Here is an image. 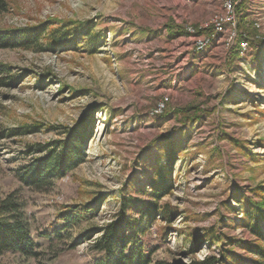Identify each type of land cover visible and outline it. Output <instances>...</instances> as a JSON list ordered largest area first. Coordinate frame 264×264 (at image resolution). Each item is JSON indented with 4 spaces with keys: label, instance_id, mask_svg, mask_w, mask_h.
Returning a JSON list of instances; mask_svg holds the SVG:
<instances>
[{
    "label": "rangeland",
    "instance_id": "obj_1",
    "mask_svg": "<svg viewBox=\"0 0 264 264\" xmlns=\"http://www.w3.org/2000/svg\"><path fill=\"white\" fill-rule=\"evenodd\" d=\"M7 4L1 31L84 24L97 47L55 48L44 39L29 50H0L5 80L19 81L0 87V132L40 126L0 141V219L23 221L31 240V254L7 251L0 264H95L103 256L93 234L118 219L125 201L135 220L142 214L134 203L157 206L140 236L154 262L192 264L227 250L238 260L225 264H252L256 257L243 245L258 238L243 213L262 201L264 187V0H240L237 41L229 49L213 45L200 59L188 29L209 35L222 0ZM76 129L86 141L77 168L49 189L25 186L19 175L44 155L35 149ZM170 153V187L157 200L149 181ZM85 209L92 212L79 223L60 220Z\"/></svg>",
    "mask_w": 264,
    "mask_h": 264
},
{
    "label": "trees",
    "instance_id": "obj_2",
    "mask_svg": "<svg viewBox=\"0 0 264 264\" xmlns=\"http://www.w3.org/2000/svg\"><path fill=\"white\" fill-rule=\"evenodd\" d=\"M7 6V0H0V11H7ZM237 13L240 14L241 12L237 10ZM64 29L61 27L52 29L51 25L44 24L29 29L0 30V50H29L39 47L42 41L46 39L53 47L56 46L55 48L62 45L79 47L81 44H86L89 52L96 53L97 36L92 34V26L68 23ZM243 39L244 36H240V45L243 43ZM8 72L9 70L5 67H0V87H16L18 85L17 79L5 80L4 77ZM79 130L73 131L68 140L36 148L35 153H44V155L23 170L19 175L20 181L25 186L41 191L49 189L56 179H63L69 172L75 170L77 165L86 157L84 153L85 132L82 131L83 129ZM37 131H40V126H24L7 133L0 132V141L5 137L14 138ZM174 157L175 153H170L165 166L157 169L155 176L149 181L152 188L151 196L157 200L166 197L170 187L171 165ZM257 193L260 194L262 201L253 203L252 206L247 203L243 215L245 218L244 225L258 238V242L255 246L243 245V247L256 257L252 264H264V231L261 226L264 222V187H261ZM129 202L131 203V201L124 202L121 213L115 222H111L94 232L93 236L99 235L95 240L94 250L103 256L95 264H166L154 262L153 254L140 239L141 235L149 231L152 221L159 213L156 211L157 206L155 204L138 205V203H134L133 210L140 211L142 214V219L135 220L134 218H127L125 210ZM90 212L92 211L85 209L77 215L72 212L64 213L60 220L79 223V221L90 216ZM166 214L168 213L166 212ZM208 237L214 239L217 245L221 243L219 239L212 238L213 235L211 234ZM30 247V231L23 221L0 219V256L7 251L31 254ZM229 260L237 261L238 258L233 252L226 250L220 258L211 255L192 264H225Z\"/></svg>",
    "mask_w": 264,
    "mask_h": 264
},
{
    "label": "built area",
    "instance_id": "obj_3",
    "mask_svg": "<svg viewBox=\"0 0 264 264\" xmlns=\"http://www.w3.org/2000/svg\"><path fill=\"white\" fill-rule=\"evenodd\" d=\"M240 0H222V12L217 16L213 17L211 22L209 35L199 36L193 27L188 29V33L197 36L196 38V51L198 53H203L208 48L212 47L214 44L223 45L226 49L232 47L234 42L237 41L239 35L237 33V8L239 6ZM201 31V30H200ZM248 43L243 42L241 44L242 50H247ZM167 101V100H166ZM164 103L161 104L160 110L163 111Z\"/></svg>",
    "mask_w": 264,
    "mask_h": 264
},
{
    "label": "crops",
    "instance_id": "obj_4",
    "mask_svg": "<svg viewBox=\"0 0 264 264\" xmlns=\"http://www.w3.org/2000/svg\"><path fill=\"white\" fill-rule=\"evenodd\" d=\"M216 44H214L215 46ZM212 47L208 48V50H210ZM207 51V50H206ZM204 53H195L193 54L194 58H197V59H200L202 57ZM190 70V68H188ZM189 70H185L184 71V74H188Z\"/></svg>",
    "mask_w": 264,
    "mask_h": 264
}]
</instances>
